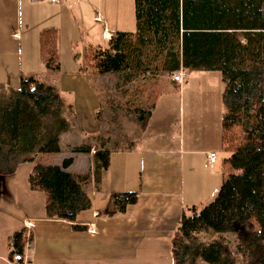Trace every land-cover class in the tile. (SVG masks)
<instances>
[{
    "label": "trees",
    "instance_id": "1",
    "mask_svg": "<svg viewBox=\"0 0 264 264\" xmlns=\"http://www.w3.org/2000/svg\"><path fill=\"white\" fill-rule=\"evenodd\" d=\"M263 5L264 0H134V31H116L105 47L86 49L85 60L94 73L220 72V149L226 153L220 164L222 182L209 203L182 212L171 237L173 264H198V258L207 264H234L219 240L199 242L197 234L234 232L243 225L251 243L262 242L247 264H264ZM58 45L56 33L40 35V59L47 70L59 68ZM157 98L147 109L140 106L135 118L145 124ZM61 111L59 92L45 78L21 76L16 88L0 84V188L15 159L26 155L24 160L34 162L28 187L44 194L45 217L72 222L91 205L84 189L90 173L68 171L70 156L59 165L52 161L60 151L57 133L64 130L55 129ZM48 120L54 124L49 126ZM8 146L30 153H15ZM89 150L79 146L72 152ZM109 157L107 149L95 150L93 172L106 170ZM136 199L137 191H111L101 214H121ZM20 240L19 232L13 242Z\"/></svg>",
    "mask_w": 264,
    "mask_h": 264
},
{
    "label": "crops",
    "instance_id": "2",
    "mask_svg": "<svg viewBox=\"0 0 264 264\" xmlns=\"http://www.w3.org/2000/svg\"><path fill=\"white\" fill-rule=\"evenodd\" d=\"M91 1L59 0L52 3L49 0H0V42L4 36L11 38V27L24 20L26 36L23 39L20 35V44H25L30 32L33 54H38L42 63L40 35L54 32L60 44L63 30H71L76 27V23L79 25L77 20L80 21V2L87 4ZM75 4L78 5V10L74 9ZM114 26H118L117 23ZM116 31L124 30H110L103 26L101 37L108 41ZM22 47L23 45H19V48ZM0 68L3 71L0 72L1 75H19V81L21 76H36L51 83L44 76L33 75L31 72L25 75V67L21 61L16 62L12 55H0ZM45 69L47 70L46 67ZM84 70L91 75L87 65ZM171 82L177 85V82ZM0 84L12 87L7 78L0 81ZM155 105L156 102L139 135L129 140L128 148L121 150L99 146L95 149L91 145L88 152L69 153L62 152L60 148L57 163L52 159L55 164H61L65 157L70 156L73 161L67 168L68 171L77 175L90 173V179L84 184L90 191L87 192L91 200L90 207L79 212L72 222L48 218L45 217V197L41 192V209L39 207L37 213L26 217L16 215V219L1 234L0 264H11L14 253L11 243L19 232L21 236L24 233L23 220L27 218L32 219L31 238L26 249L29 264H173L171 237L182 212L192 206L200 208L209 203L222 182L218 162L221 164L223 156L218 157L217 154L221 150V116L217 127L215 124L212 134L208 135L210 141L215 140V146L202 143L200 133H195L187 145L184 140H179V143L169 147H160L156 145L159 143H156L155 136L148 135ZM102 148L110 152L109 165L106 170L94 173L93 154L95 150ZM115 150L122 152L121 163H116L118 158L112 161L111 154ZM210 152L216 154L212 163L207 157ZM75 165L84 167L74 170ZM111 191H137V199L128 204L123 213L106 216L101 211L105 209ZM2 203L0 211L5 210L7 205L0 198V205ZM90 224L95 227L93 232L89 230ZM21 239L22 244L24 239Z\"/></svg>",
    "mask_w": 264,
    "mask_h": 264
},
{
    "label": "rangeland",
    "instance_id": "3",
    "mask_svg": "<svg viewBox=\"0 0 264 264\" xmlns=\"http://www.w3.org/2000/svg\"><path fill=\"white\" fill-rule=\"evenodd\" d=\"M79 7V25L76 23V27L71 30L65 28L60 34L58 70L47 71L39 61L38 54H33L30 32L25 44H20V35L23 39L26 36L24 20L11 27V38L4 36L0 42V55H12L16 62L21 61L25 75L31 72L47 77L56 86L62 111L56 120L55 129H64L57 133L62 152H72L79 146L91 148V145L95 149L99 146L121 150L128 148L129 140L137 137L143 127V122L135 118L136 110L140 106L147 109L154 96L158 98L148 126V135L155 136L156 143H159L156 145L169 147L179 143V140H184L187 145L195 133H200L202 143L215 146V140L210 141L208 135L212 134L213 126L219 124L223 111L220 99L224 82L220 72L184 70L185 77L177 85L171 82L176 71L154 75L146 72L136 77L126 71L106 74L91 71V75L86 74L84 69L88 64L84 60L85 50L88 47L103 48L107 44V40L101 37L103 26L110 30L134 31V0H92L87 4L80 2ZM74 9L78 10L77 4ZM116 23L118 26H114ZM19 45L23 47L19 48ZM0 72H3L1 68ZM5 78L13 88L18 87L19 75L0 74V81ZM135 92L138 95H133ZM47 123L49 126L54 124L53 120ZM7 148L15 153H30V150H23L19 146ZM121 153L112 151V161L118 158L116 163H121ZM217 154L218 157H224L226 153L218 150ZM24 156L15 159L12 171L1 177L0 198L7 205L5 210L0 211V236L16 219V215L26 217L37 213L43 204V194L28 189V174L34 162L24 160ZM58 160L59 154L53 158L55 163ZM80 167L84 165H75L73 169L79 170ZM84 188L90 193L89 188ZM214 239L222 243L225 254L234 264H247L262 247V242L251 243L246 225L234 232L203 231L197 234L199 242ZM196 261L198 264H207L200 258Z\"/></svg>",
    "mask_w": 264,
    "mask_h": 264
},
{
    "label": "built area",
    "instance_id": "4",
    "mask_svg": "<svg viewBox=\"0 0 264 264\" xmlns=\"http://www.w3.org/2000/svg\"><path fill=\"white\" fill-rule=\"evenodd\" d=\"M49 1L52 3H56L59 0H49ZM103 35H105V33H103ZM184 77H185L184 69L180 68L179 70L176 71V74L172 76V79L175 82L180 83ZM207 157H208L209 162L212 163L216 159V154L215 152H210ZM23 228H24V233L22 234L21 237L24 239V242L22 244L19 243L18 245H15L14 242L11 243V247L14 248V253L12 255L11 264H29V259H28L26 249L29 246V241L31 238L32 219H29V218L24 219ZM89 230L93 232L95 230V227L90 224Z\"/></svg>",
    "mask_w": 264,
    "mask_h": 264
}]
</instances>
